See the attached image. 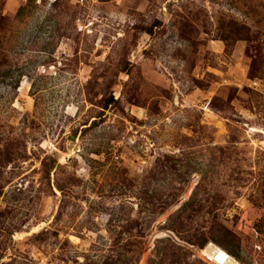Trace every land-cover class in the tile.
<instances>
[{
    "label": "rangeland",
    "instance_id": "1",
    "mask_svg": "<svg viewBox=\"0 0 264 264\" xmlns=\"http://www.w3.org/2000/svg\"><path fill=\"white\" fill-rule=\"evenodd\" d=\"M264 264V0H0V264Z\"/></svg>",
    "mask_w": 264,
    "mask_h": 264
},
{
    "label": "built area",
    "instance_id": "2",
    "mask_svg": "<svg viewBox=\"0 0 264 264\" xmlns=\"http://www.w3.org/2000/svg\"><path fill=\"white\" fill-rule=\"evenodd\" d=\"M188 248L205 264H240L236 256L214 241H208L203 246L189 245Z\"/></svg>",
    "mask_w": 264,
    "mask_h": 264
},
{
    "label": "trees",
    "instance_id": "3",
    "mask_svg": "<svg viewBox=\"0 0 264 264\" xmlns=\"http://www.w3.org/2000/svg\"><path fill=\"white\" fill-rule=\"evenodd\" d=\"M207 243V242H206ZM206 243H204L203 245H205ZM203 245H201V246H203Z\"/></svg>",
    "mask_w": 264,
    "mask_h": 264
}]
</instances>
